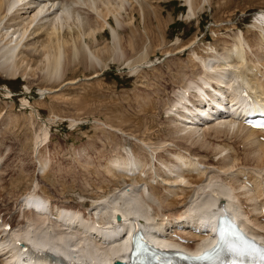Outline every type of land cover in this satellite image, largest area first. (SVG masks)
Masks as SVG:
<instances>
[{
	"label": "rangeland",
	"instance_id": "rangeland-1",
	"mask_svg": "<svg viewBox=\"0 0 264 264\" xmlns=\"http://www.w3.org/2000/svg\"><path fill=\"white\" fill-rule=\"evenodd\" d=\"M96 1L95 7L101 9L102 17L96 20V30L86 41L98 59H84L80 65H76L79 61L70 63L63 77L61 74L45 76V63L35 61L29 65L25 60L23 64L20 62V69L14 75L1 74L0 211L6 210L4 217L8 215V219L5 217V220L20 226L24 212L20 213L19 203L32 193L41 192L57 206L65 204L64 207L73 206L77 210L80 204L82 212L94 211L98 200L133 184L152 182L150 185L159 190L158 193L155 189L157 194L163 195V189L169 185L159 183L158 179L170 174L163 164L177 163L173 156L180 150L184 156L194 155L209 170L200 176L186 171L185 176L193 185L185 186L189 190L184 189L186 195L179 194V200L176 196L168 199L161 209V217L171 218L174 214L176 217L183 212V203L200 199L204 194L199 184H207L211 178L207 177L209 173L230 181L234 179L233 172L244 169L247 173L254 172L264 183V161L254 159L255 153L250 152L243 137H236L232 131L222 134L211 129V134L203 131L201 140L195 142L183 138L173 120L178 109L185 110L182 103L175 105L180 90L190 91L188 96L201 94L187 83L189 79H200L203 61L213 58L212 61L221 63L222 59L216 58L219 62L215 56L232 52L241 44L244 53L229 64L230 68L234 65L237 71H244L238 61L241 57L256 58L250 57L252 54H259L264 67V45L253 43L254 40L264 42V31L257 30L253 23L264 11V0H193V10L187 0H111L110 5ZM86 3L76 7L80 8L78 14L84 22L94 13L89 2ZM114 14L121 20L119 26ZM111 25L117 28L119 39L114 38ZM249 74L250 83L258 90L257 80ZM146 142L147 146L162 148L150 153L152 150L143 147H147ZM176 148L180 150L177 152ZM132 151L146 157L144 175H126L117 169L118 172L109 171L114 158H127ZM231 156L237 158L233 160ZM155 168L164 169L158 170L160 176ZM171 178L168 181L174 183L175 178ZM197 188L201 193L198 197ZM245 200L244 205L250 206L249 200ZM1 261L0 256L3 264Z\"/></svg>",
	"mask_w": 264,
	"mask_h": 264
},
{
	"label": "bare ground",
	"instance_id": "bare-ground-1",
	"mask_svg": "<svg viewBox=\"0 0 264 264\" xmlns=\"http://www.w3.org/2000/svg\"><path fill=\"white\" fill-rule=\"evenodd\" d=\"M86 1L89 2V5L92 7V12L94 13L92 14L93 17L89 19L86 18L87 20L85 19L86 21L84 22L78 14L80 8L76 7L86 3ZM102 1H104V3H109V5L111 2V0ZM96 2V0H0V77L1 74L6 73L10 76L11 74L14 75L19 71L20 62L22 63L23 60L27 61L28 64H34L35 61L45 63L44 65L47 66V69L45 68V76L61 74L63 77V75H65L64 73L70 69V63L73 62L74 65V62L79 61V64L77 62L76 65H80V62L82 64V60L84 59H98L95 57L92 48H90L91 45L86 41V37L95 32L96 29H94V26L96 27V22L99 21V17H102L101 9L99 10L98 7H95ZM187 2L191 8L190 10H193V0H187ZM114 16L118 18L117 25L119 26L121 20L115 14ZM103 21H105V23L107 22L106 19ZM253 21L257 30L260 29L261 32L264 31V11ZM105 23L103 25H105ZM111 29H113L111 31L114 38L119 39L117 28L111 25ZM254 32L257 33L255 30L253 33ZM241 38H239L240 41L247 40L249 42L247 37H245L246 40L245 38ZM93 40L96 42L95 37ZM253 43L260 44L259 46L261 47L264 45V42L261 40H254ZM249 44L251 43L249 42ZM240 45H238V48L234 49V51L232 49V52L228 51L223 55L216 54L215 60H217L216 58L222 59L221 63L212 61L213 58L209 59L208 62H202L204 69L202 70L200 79H189L190 81L188 80L187 83L188 86L191 87L194 85L201 94L198 95L193 93L188 96L187 94L190 91L178 90L181 97H177L176 104H174L177 106L182 103L185 110H176V116H174L173 120L177 123L178 133L183 135V138H187L188 140L193 139L195 142L201 140L199 137L202 135L201 133H203V131L206 133L214 129L215 132H220L222 134L232 131L236 137H243L244 140H246L249 148H251L250 152L255 153L254 159L256 161H264V139L261 138V135H264V129H256L244 124L246 113L264 109V67L262 68L260 57L257 56L259 54H252L250 57L256 56L257 59L255 57L251 59H248V57L243 59V57H241L242 60L238 61V63L240 62L242 64L239 66H242L244 71H237L238 68H236L237 70L234 69V65V68H230L229 64L235 62V58H237L241 52L244 53L245 48L243 45ZM221 65L223 67H221ZM227 65H229V68ZM37 66H40L39 63ZM249 73H252L254 75L253 79L257 80L256 85L258 84L260 87L258 90H255V86L250 83L251 79L248 77ZM67 77L68 79L72 78L69 76ZM252 83L254 84V82ZM245 85L254 91V100L246 99L242 94V89ZM185 88H187V86ZM219 136L221 137V135ZM146 144L147 142L145 145ZM143 147L146 148L145 150L147 151L152 150L150 153H154L158 148L160 150L162 148L156 147V145ZM190 148L187 149L190 150ZM193 148L195 149V146ZM178 149L176 150L177 152ZM179 152L181 153L182 151L180 150ZM137 153L138 151H132L131 155H128L130 157L127 156V158H114L115 160L112 158V165H116L117 167L114 168L112 166V169L109 171L113 170L114 172V169H117L120 173L126 175L143 174V168L146 167V159H144L145 156L142 158ZM180 153L173 156L177 159V163L174 164L172 161L169 163L165 162V164L162 162L164 163L163 166L169 171V175H172V178L168 174L169 177L166 175V177L163 176L164 178H161L158 171L160 168H155L160 176L158 182L163 185H169L166 186V192L163 189V195L157 194V189L154 184L150 185L152 182L150 184L143 183L141 186L133 184L130 185L129 188L125 187L124 189L118 190V192H114L98 200L99 202L95 206L94 211L87 210L84 212H82L80 204H78L79 207L77 205L79 210L77 208V210H75V207L72 208L73 206L71 208L64 207L63 205L65 204L62 206H57V204H54V206L52 204L53 206L50 207V203L47 204L45 198L42 199V197L37 196L36 193L23 197L24 200L20 202L21 204L19 203L20 213L24 212L22 214V221H19V223L22 222L21 225L15 226L12 224L10 231H3L0 227L1 262H3V264H48L44 256L47 255V253L51 254L50 251L63 253L68 256L72 262L79 259L84 260L83 263H88L90 261L94 264H105L111 262L114 256L116 260H119L122 256L121 252L125 249L127 242L122 232H120V228L122 227L121 220L118 219L119 222H115V220L117 221V214L119 211L145 218L146 221L144 224L149 227L152 226V221H156L159 227L160 225H171L173 230L184 235L188 240L192 239V243L186 242V244L190 246H194L198 239L202 237V231L197 228L193 230L191 227L186 226L177 227V223H193L194 227L206 225L212 228L218 215L221 212L228 211V209H233L237 214L241 215L243 218L245 217L250 225L253 224L257 227L258 231L264 233V221L263 219L261 221L262 214L259 212L262 204H264V183L259 177L254 176L251 171V173L249 172L248 174V171L246 172L244 169L239 172L240 178H238L239 173L235 174L233 172L232 177H234L235 180L231 179L230 181H223L221 178H217L215 175L208 172L210 176L208 174L207 177L211 178L208 182L204 181L207 182V184L198 185L200 192L202 190L204 194L203 196H200L201 193L199 194V189L197 188L198 194L196 196L198 197L199 195L200 199H195L196 201L192 199L193 202L190 201L191 203H189V200L187 201L188 203H183V207L181 206L183 212L180 211L182 213H179L181 214H178L179 216L177 215L175 217L176 214H174L173 217L170 216L171 218L165 215L166 218L161 217L163 216L161 209H163L164 204H167L168 199H172V196H176V199H178L177 196H179V194H182L183 197L186 195L185 192L189 190L187 189L188 187L185 188V186L189 184V179L186 177L188 173L186 171L199 173L200 176V173L206 174L207 170H209L208 168L205 170L203 168L204 166H201L202 163H200L196 157H193L194 155L190 157L186 154L187 157L182 155L183 153ZM233 153L234 156H236L235 151H233ZM232 157L233 156H231V159ZM236 158L237 157H233V160ZM150 164H152V161ZM232 164L235 163L233 162ZM107 167H109V165ZM163 168L160 170L163 171L165 169ZM212 169L211 167L210 170ZM145 172L148 173L147 171ZM149 172H151V170ZM152 172H154L153 169ZM163 173L165 175V172ZM186 173L187 175L185 176ZM151 175L152 177L150 178H153V174ZM189 175H192V173ZM173 177L175 178L174 183H172L173 181H168L169 178L173 179ZM143 179L147 178L144 177ZM204 179H206V177H204ZM232 180L234 183L237 182V184H231L230 182H233ZM144 182L146 181L144 180ZM169 182L173 185L169 184ZM159 183L157 184L159 185ZM192 183L189 185H193ZM160 187L164 188L162 185ZM194 187L191 186V188ZM184 189H186L185 192ZM197 190H195V192ZM157 191L159 193V190ZM190 196L192 197L193 194ZM196 196L194 193V198H196ZM182 197L181 199H183ZM181 199L180 201H182ZM244 200L245 202L249 200L247 203H249L250 207L245 208L243 205ZM174 201L175 200H171L170 202ZM35 204L40 208L39 210L33 206ZM82 205L84 206L83 203ZM164 209H166V207ZM2 217L6 219V216ZM209 234H211V232ZM167 237L168 235L163 236L161 233L155 235L158 241L166 240ZM26 243L28 245L27 249L25 251H20V246ZM44 252L45 254H43Z\"/></svg>",
	"mask_w": 264,
	"mask_h": 264
},
{
	"label": "snow or ice",
	"instance_id": "snow-or-ice-1",
	"mask_svg": "<svg viewBox=\"0 0 264 264\" xmlns=\"http://www.w3.org/2000/svg\"><path fill=\"white\" fill-rule=\"evenodd\" d=\"M261 261H264V254L260 256Z\"/></svg>",
	"mask_w": 264,
	"mask_h": 264
},
{
	"label": "water",
	"instance_id": "water-1",
	"mask_svg": "<svg viewBox=\"0 0 264 264\" xmlns=\"http://www.w3.org/2000/svg\"><path fill=\"white\" fill-rule=\"evenodd\" d=\"M119 217H121V216L119 215Z\"/></svg>",
	"mask_w": 264,
	"mask_h": 264
}]
</instances>
